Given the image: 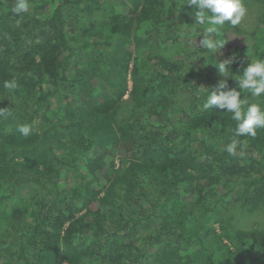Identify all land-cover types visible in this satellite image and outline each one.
Instances as JSON below:
<instances>
[{
  "label": "trees",
  "instance_id": "obj_1",
  "mask_svg": "<svg viewBox=\"0 0 264 264\" xmlns=\"http://www.w3.org/2000/svg\"><path fill=\"white\" fill-rule=\"evenodd\" d=\"M15 3L0 0V264H200L196 209L264 211V128L236 137L231 113L203 108L224 79L264 107L235 80L264 58V32L248 43L226 24L215 54L187 0ZM221 221L206 236L234 248L218 264H264V230L217 234Z\"/></svg>",
  "mask_w": 264,
  "mask_h": 264
},
{
  "label": "clouds",
  "instance_id": "obj_2",
  "mask_svg": "<svg viewBox=\"0 0 264 264\" xmlns=\"http://www.w3.org/2000/svg\"><path fill=\"white\" fill-rule=\"evenodd\" d=\"M189 5L195 6V24L201 25L202 30L197 33L199 47L206 51L217 53V49H222L224 42L214 39L215 34L226 24L230 26L238 25L246 14V8L242 0H187ZM29 0H16L12 11L19 15L29 10ZM233 58L219 61L216 66L223 77H231L228 73L229 65ZM238 88L251 93L254 97L264 95V58L248 61L243 68L242 76L238 79ZM15 80L4 81L3 87L7 89L15 88ZM227 89V90H226ZM203 108H218L231 113V118L237 122L235 128L236 137H255L257 129L264 128V107L257 103H248L246 99H241V91L235 88H228L227 79L221 80L207 94ZM12 112L9 108H0V118L9 117ZM18 132L27 137L31 132V126L27 123L18 126ZM245 143L233 139L225 146V151L232 156H243Z\"/></svg>",
  "mask_w": 264,
  "mask_h": 264
},
{
  "label": "rangeland",
  "instance_id": "obj_3",
  "mask_svg": "<svg viewBox=\"0 0 264 264\" xmlns=\"http://www.w3.org/2000/svg\"><path fill=\"white\" fill-rule=\"evenodd\" d=\"M253 0H245L242 3L246 8V14L241 20V22L236 26H231L230 30L233 33V29L237 27L240 29L239 32L245 31L246 33L250 34L247 38L246 35L240 34L237 37L240 38V35H244L246 38L241 39L245 42L252 43L254 41L259 44L262 40V33L264 32V25H262L259 21L261 19V13L258 14L259 7H262L258 3H253ZM223 30L224 27L222 28ZM234 35H237L235 32ZM218 39H221V36L218 35ZM240 40V39H239ZM133 66V61H130V68ZM131 86V82L129 83ZM178 212V211H177ZM177 212L175 214H177ZM197 221L192 227V232L202 233L203 237V244L204 246L199 245L197 243V251L196 257L200 264H218L223 261L225 258V249H219L222 245L226 247H231V243L228 237H213L212 235L206 236V234L210 231V224H212V220L216 217H220L222 219V223L219 225L214 223V229H216L217 234L222 232V225H224L229 230L239 229L242 231H261L264 230V211L263 210H255L253 212H245L242 213L235 209L225 210L222 209L221 211L217 212L216 214L212 215V217H205L202 213L200 208L195 210ZM206 236V237H205ZM214 239L215 244H211V240ZM201 246V247H200ZM213 247V248H212ZM233 247V246H232ZM234 248V247H233ZM248 246L241 245L240 250L242 251L243 255L246 252ZM247 254V252H246ZM229 259V258H228ZM262 264V263H261Z\"/></svg>",
  "mask_w": 264,
  "mask_h": 264
}]
</instances>
